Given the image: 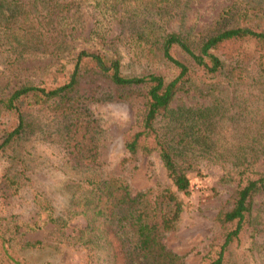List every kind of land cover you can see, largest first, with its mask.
Segmentation results:
<instances>
[{
    "label": "trees",
    "instance_id": "trees-1",
    "mask_svg": "<svg viewBox=\"0 0 264 264\" xmlns=\"http://www.w3.org/2000/svg\"><path fill=\"white\" fill-rule=\"evenodd\" d=\"M172 1L0 0L4 64L0 74L28 59L50 58L0 93V158L14 160L10 153L25 129L36 124L35 118L44 117L49 126L38 125L41 136L52 135L61 142L69 165L84 171L65 186L69 202L64 216L54 219L49 208L46 220L62 231L70 219L83 217L85 223L70 240L86 252L85 264H114L111 237L118 242L123 264H184L162 236L174 228L182 211L175 191H187L188 159L196 156L230 161L239 178L230 208L213 216L220 234L198 264H257L264 256V246L255 238L260 232L264 235V170L254 169L264 158V19L259 9L237 11L232 3L221 16L229 23L192 41L163 28L162 13ZM81 6L95 12L86 34L76 17ZM112 22L128 23V33L106 39ZM115 39L130 61L147 70L124 75L121 56L111 47ZM90 77L112 83L113 99L134 98L139 103L134 124L122 138L123 147L130 157L156 153L174 191L149 188L134 194L119 176L94 174L99 164V125L85 105L88 98L75 94L78 82ZM234 88L254 97L252 107H240L249 115L247 123L254 132L224 152L214 148L219 138L213 137L212 128L225 116L220 98L228 106L236 104L230 94ZM188 93L207 98L209 104L171 108L175 95ZM193 143L201 147L199 151L193 150ZM2 176L16 191L17 177ZM258 196L263 197L257 202ZM37 227L14 223V240ZM21 244L41 245L28 240ZM9 256L13 264H28Z\"/></svg>",
    "mask_w": 264,
    "mask_h": 264
},
{
    "label": "rangeland",
    "instance_id": "rangeland-1",
    "mask_svg": "<svg viewBox=\"0 0 264 264\" xmlns=\"http://www.w3.org/2000/svg\"><path fill=\"white\" fill-rule=\"evenodd\" d=\"M233 3L237 11L253 7L260 10V18L264 19V0H173L168 11L162 13L165 31L180 32L182 35L197 41L202 35L220 28L230 20H222L224 7ZM79 28L86 34L93 26L95 12L87 6L76 11ZM141 20V17L139 18ZM137 20V21H139ZM128 23L124 25L112 22L106 39L126 34ZM114 51L121 56L124 75L146 71L143 65L130 61L119 39L111 44ZM50 62V58L28 59L20 62L13 70L0 74V93H6L23 78L32 75L35 69ZM0 69L4 64L0 59ZM165 73L171 74L169 69ZM33 77V76H31ZM116 87L107 79L90 77L81 79L75 94L88 98L85 100L90 113L96 116L99 125L98 150L99 164L95 167V175L101 178L109 175L119 176L126 182L131 193L146 189L160 191L169 188L174 191L170 180L166 177L162 163L156 153L143 155L136 153L129 156L122 144V138L133 126L135 112L139 103L136 99H113ZM232 93H231V92ZM236 102L228 106L227 100L220 98L225 116L212 128L213 137L219 138L215 149H230L245 136L252 134L254 128L248 126L249 115L240 107H252L255 100L248 91L240 88L230 89ZM223 95V94H222ZM209 104V100L192 93L175 95L171 108L199 107ZM250 109V108H249ZM36 124L28 126L23 132L19 144L10 156L0 158V264H13L14 259L23 260L28 264H85L87 257L84 249L71 242L76 229L85 221L82 216L70 219L62 231L47 221V210L55 219L64 216L68 207L69 194L66 184L82 177L79 171L69 165L65 148L61 142L39 132V124L47 125L44 117L35 118ZM46 129H50L47 127ZM232 141H228L229 138ZM193 150L201 147L193 143ZM190 165L186 168L189 186L185 193L175 191L182 201V211L172 230L162 236L166 247L182 257L184 264H198L210 250L214 238L220 234V227L213 220L218 210H227L232 203L233 190L238 181L237 168L230 161H215L204 156L189 158ZM21 163V165H20ZM264 170V158L254 167ZM17 177L16 191L6 186L3 174ZM263 196L257 197V202ZM14 223H34L38 226L17 236L12 232ZM23 226L19 231H23ZM14 237V238H13ZM255 238L264 246V235L260 232ZM39 241L40 247L22 246L24 241ZM114 249V264H123L122 253L117 240L110 238ZM256 255V254H255ZM257 264H264V256Z\"/></svg>",
    "mask_w": 264,
    "mask_h": 264
}]
</instances>
